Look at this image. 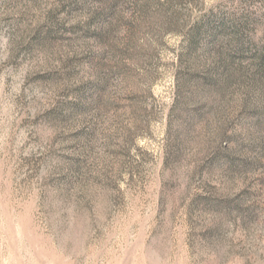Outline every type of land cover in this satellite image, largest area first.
Wrapping results in <instances>:
<instances>
[{"label": "rangeland", "instance_id": "rangeland-1", "mask_svg": "<svg viewBox=\"0 0 264 264\" xmlns=\"http://www.w3.org/2000/svg\"><path fill=\"white\" fill-rule=\"evenodd\" d=\"M0 264H264V0H0Z\"/></svg>", "mask_w": 264, "mask_h": 264}]
</instances>
